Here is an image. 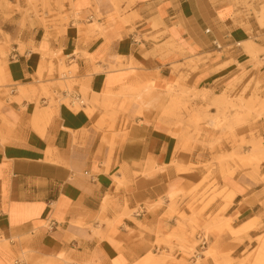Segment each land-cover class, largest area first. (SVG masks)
Instances as JSON below:
<instances>
[{
    "label": "crops",
    "instance_id": "0c3cea01",
    "mask_svg": "<svg viewBox=\"0 0 264 264\" xmlns=\"http://www.w3.org/2000/svg\"><path fill=\"white\" fill-rule=\"evenodd\" d=\"M108 1L72 0L78 18L52 38L27 0L0 2L9 89L0 93V264H141L148 254L159 264H261L253 252L264 239V147L258 169L218 164L214 153H230L233 143L209 116L215 97L239 78L264 89V53L254 66L239 47L249 36L231 0H118L125 13L112 21ZM95 5L101 30L91 27ZM154 19L164 33L156 42ZM50 51L76 66L77 84L70 93L52 86L56 106L46 125L36 124L48 100L33 81ZM189 56L201 57L195 72L172 69ZM143 89L150 94L140 101ZM106 92L109 106L95 98ZM250 129L264 139V115L234 133L247 140ZM200 182L229 199L192 202ZM192 240L194 252L183 256L179 248Z\"/></svg>",
    "mask_w": 264,
    "mask_h": 264
},
{
    "label": "rangeland",
    "instance_id": "374dc122",
    "mask_svg": "<svg viewBox=\"0 0 264 264\" xmlns=\"http://www.w3.org/2000/svg\"><path fill=\"white\" fill-rule=\"evenodd\" d=\"M5 1L6 6H10L7 0ZM236 7V12L234 17L241 21L236 24H239L243 30H245L249 36L246 41H243L239 44V47L244 51L249 57L250 62H254V66L261 63L258 59V56L261 53H264V48H261V42H264V37L260 35V32H255L253 28V24L258 28L264 30V15H259L261 10H264V0H231ZM72 0H27L28 5L33 10L34 15H38V10L41 11L40 18L42 22H44L45 27H51V31L46 34V38H52V32L55 30L58 35L67 30V25L72 18L76 20L79 16L77 14V9L75 10L72 5ZM108 3L113 6V13L108 15V20L112 21L114 18H122V15L125 13V10H120L118 6V0H109ZM70 4L69 10L65 8V5ZM18 11H21L17 6ZM95 12V17L93 20L92 28L97 30H101V27L97 25V18L100 16L98 13L99 6L95 5L93 7ZM71 11V13H69ZM47 15L45 17L44 15ZM123 20V19H121ZM161 22L158 19H154L152 22V29L157 30V36H153L152 40L154 42L158 41L160 37L164 35V33H159V27L161 26ZM51 33V34H50ZM49 36V37H48ZM164 46L173 47V44H166ZM0 54L2 57H5L6 53L4 50L0 48ZM43 57L48 59V63L39 67L36 78L33 81L39 87V96L44 97L48 100V107L44 110L39 111L34 115V122L36 124H44L46 125L49 121L50 115L52 113V107L56 106V103L53 100L55 95L53 90L54 85L62 91H67L68 93L73 91V86L77 84L76 76L77 69L75 65L67 66L64 64L63 60L60 56L57 55L56 51H50L47 54H44ZM58 60V64L55 65L54 61ZM201 61L200 56H189L183 60L181 64H173L172 69L175 71L188 69L189 71L195 72L197 64ZM131 68V67H130ZM179 79L177 84L183 79L182 74L179 75ZM57 79V81H55ZM242 78H239L231 85H226L220 92V94L215 97L216 103H212L216 107V114L214 116H209L210 123L213 124L215 128L224 129L226 133L221 137L228 140L231 138L232 147L230 153H226L225 151H219L214 153V158L218 164H222L225 160H232L234 162L240 163L241 166H251L253 165L254 169H258L257 165L259 164L262 157L260 156V150L264 147V139H261L256 133L250 129L247 133L248 139H245L244 134L241 136H237L234 133V130L238 127L243 126L248 123L249 120L255 121L264 115V89L260 86V83L257 81H253L252 78L248 79L245 85H243ZM237 84V85H236ZM24 90V89H21ZM31 90L35 92V89L31 87ZM5 92L9 93V89L7 88V83L4 80L3 67L0 63V93ZM82 95V101L87 104L86 93L81 89L80 91ZM211 93V92H210ZM150 94L148 89H143L140 93L136 95V99L143 100L148 97ZM209 94L208 91H204V97L207 98ZM99 96L100 105H110L112 93L106 92L102 95H95V98ZM195 96V94H194ZM65 106L73 111H77L81 109L79 103L74 102L73 105H70V99H66L62 102ZM93 103H98L96 99H93ZM38 105V103H37ZM123 105L121 104L118 109L122 110ZM109 109H112L109 108ZM209 107L205 108V116L208 117ZM99 127L107 126L109 131L114 130L113 122L109 125L106 123L99 122L97 124ZM218 140H221L220 138ZM102 142H105V139H102ZM114 141L111 140L109 145V153L111 154L112 146ZM250 148V151H246L244 148ZM237 149V150H236ZM46 154H49L48 150ZM203 182H200L192 189L194 191L193 195L197 193V189L203 187L201 191L193 197L192 202L196 200L202 204V207H206L212 200L217 197H222L223 192H218L217 187L214 183H208L205 186H202ZM228 196L225 195L222 198L224 200H228ZM228 204V203H227ZM226 204V205H227ZM195 235V232H192L191 237ZM160 244L159 242L157 243ZM197 244L194 240L190 241L188 245L182 246L179 248L180 252L183 256H191L194 252V247ZM253 260L257 263H264V239L258 242L257 249L253 252ZM162 256H165L164 252H161ZM169 257V256H167ZM173 262H176L174 258H171ZM161 258L154 256L152 254H148L141 262V264H159ZM161 263H163L161 261Z\"/></svg>",
    "mask_w": 264,
    "mask_h": 264
},
{
    "label": "built area",
    "instance_id": "2783aa9c",
    "mask_svg": "<svg viewBox=\"0 0 264 264\" xmlns=\"http://www.w3.org/2000/svg\"><path fill=\"white\" fill-rule=\"evenodd\" d=\"M204 32L207 34V33L210 32V30H209V29H205ZM211 43H212V45H213L216 49H219V48H220V46L217 44V42H216L215 40H212ZM72 102H78V103L80 104V102L77 101V100H72ZM200 246H201V247L204 246V242H203V240H200ZM18 264H20V262H18Z\"/></svg>",
    "mask_w": 264,
    "mask_h": 264
},
{
    "label": "bare ground",
    "instance_id": "6f19581e",
    "mask_svg": "<svg viewBox=\"0 0 264 264\" xmlns=\"http://www.w3.org/2000/svg\"><path fill=\"white\" fill-rule=\"evenodd\" d=\"M259 15H264V10H261V12H259ZM72 97V96H71ZM75 97V96H74ZM79 98V97H78ZM74 99V98H73ZM74 102H72L71 104H73ZM82 104V103H81ZM203 249V248H202Z\"/></svg>",
    "mask_w": 264,
    "mask_h": 264
}]
</instances>
